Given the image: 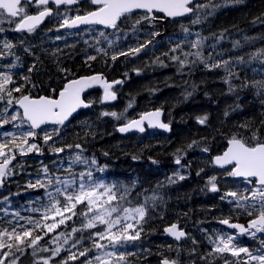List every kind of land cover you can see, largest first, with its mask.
I'll return each mask as SVG.
<instances>
[{"label": "trees", "instance_id": "16d2710c", "mask_svg": "<svg viewBox=\"0 0 264 264\" xmlns=\"http://www.w3.org/2000/svg\"><path fill=\"white\" fill-rule=\"evenodd\" d=\"M201 5L207 7L195 10L180 27L169 24L166 38L150 45L135 58L125 60L120 56L114 64L113 54L138 45L108 43L106 39L110 36L102 30L74 31L71 36L58 29V25L53 29L17 32L15 24L8 23L7 19L0 24L5 29L0 32V72L12 76L9 88L21 87L20 93H13L12 104L5 105L8 109L5 118H9L7 142L12 139L9 133L19 137L32 131L16 103L22 94L57 98L68 81L99 73L110 82L122 81L112 89L116 93L115 100L104 101V91H94L86 97L91 107L77 114L69 124L39 129L37 141L29 139L28 143H36L40 151L20 156L19 150L9 144V154H19V158L9 168L10 174L0 187V233H10L13 229L19 232L21 226L34 228L36 222L53 223L52 219L45 221L43 216L51 205L49 192L63 203V197L55 192L56 187L63 185H57L56 178H75L78 184L79 174L88 171L92 172V181L116 185L120 189L118 195L128 189L126 199L120 201L123 206L147 208L145 221L138 225L143 228L140 239L134 242L96 249L90 234L103 230L104 226L73 233L72 229H81L84 222V218L77 215L47 235L41 229L35 230L34 235H44L38 249L49 251H37L33 255V249L26 244L17 245L24 249L22 252L16 247L0 249V258H4L3 253H10L5 264H12L14 259L16 264H43V259H50V264H61L72 252L78 255L86 248L91 249L86 257L80 256L68 264H84L86 260L98 264L94 257L100 255L103 259L105 251L125 255V260L120 262L111 258L112 264H161L165 258L177 264H222L225 261L229 253H215L212 243L221 236H228L226 230L215 224L216 220L229 216L226 199L221 197L227 191L244 192L245 187L228 176L227 169H216L213 158L227 149L233 135L250 139L252 132L258 129L257 134L264 139V91L253 86L254 82L264 80V0H206ZM197 18L199 22L194 23ZM197 40L202 41L201 45L192 47ZM6 44L12 47H5ZM177 44L180 48H176ZM173 48L175 52L171 51ZM99 49L106 50L107 55ZM197 52L208 65L220 63L221 66H206L201 57L195 55ZM183 53L189 55L185 57ZM89 56L96 59L89 60ZM172 56L187 63L181 67ZM223 61L229 64L224 66ZM7 99L5 94L4 100ZM154 109L164 111L166 120L172 124L173 136L160 132L126 137L119 134L120 125ZM17 112L20 118L11 121L10 117ZM105 112H115L119 118L105 116ZM203 117L207 120L200 124L198 118ZM245 125L247 127H242ZM45 134L52 136L47 143L43 139ZM69 144H81L82 156L89 163H71L80 150L65 147ZM58 147H65V151L54 152ZM205 148L208 153L204 152ZM177 156L181 158L180 164L176 163ZM93 158L96 165L91 164ZM164 165L166 169L162 168ZM99 168L104 170L99 171ZM181 175L183 180L179 179ZM213 176L219 188L215 193L210 191L209 183ZM48 179L53 183L47 188L28 186L37 180L47 184ZM249 187L247 184L246 188ZM83 207L78 205L76 211ZM237 210V221L249 220L250 216L243 209ZM172 224L188 232L186 241L177 243L164 236V229ZM0 241L17 244L8 236L0 237ZM74 243L76 247H72ZM101 243L108 244L107 241ZM233 243L247 248L252 255L264 253V247L250 245L242 239H234ZM57 247L61 251L53 255L52 250Z\"/></svg>", "mask_w": 264, "mask_h": 264}, {"label": "snow or ice", "instance_id": "6c2138e0", "mask_svg": "<svg viewBox=\"0 0 264 264\" xmlns=\"http://www.w3.org/2000/svg\"><path fill=\"white\" fill-rule=\"evenodd\" d=\"M90 2L91 4L98 6L96 10L89 11L84 15L77 14L70 19L64 18L60 26L62 28H77L80 25H103L106 28L118 29V25L121 22H125L134 10H145L146 14L135 21V24L133 25V29L135 30V26L139 25L141 20L150 19L147 14L152 13L154 10L166 13L169 17H177L207 7V5L194 3L193 0H90ZM31 3H33V0H0V24H3L5 19H7L8 23L16 24V31H34L45 17L52 14V9L44 7L42 11L38 12V14L29 15L27 14L26 8ZM35 3L38 6H47L49 0H35ZM52 3L57 6L73 5L78 3V0H52ZM189 5H191V7ZM12 18L18 19L13 20ZM152 18L154 19V17ZM193 22L198 23L199 18ZM4 30L3 27H0V32H3ZM184 31L187 32L188 30L184 29ZM100 35L104 36V33L101 32ZM156 35H158V33H156ZM150 43H152V41L148 40L144 44L129 48L128 51H120L113 54L111 59L115 61L118 56L139 54L142 49L146 48ZM201 43V40H197L192 47H199ZM5 47L11 48L12 45L6 44ZM176 48H180V45L177 44ZM176 48H173L171 51L175 52ZM98 51H102L107 55V52L104 49H99ZM262 52H264V50H262ZM183 55L187 57L189 54L183 53ZM195 55L201 57L199 52L195 53ZM171 58L173 60H178L181 67L187 63V60H180L178 56H172ZM88 59L95 60L96 57L89 56ZM242 60L243 58H241V61ZM201 61L209 67L215 68L221 66L220 63L208 65L207 60L202 57ZM222 63L224 66H227L229 61H223ZM24 79L28 80V77H25ZM12 83L13 79L9 73L0 72V101H4L6 94L8 97L6 103L8 105H11L13 102V93L21 92V87L9 88V85ZM98 83L102 84L104 87V101L116 99V93L111 89L113 83H122V81L108 83L106 80H103L100 75H93L68 81L63 89L59 91L58 98H52L49 96L32 98L29 95L22 94L16 99V103L23 109V118L28 122L31 129H39L41 125L48 123L64 125L65 121H67L79 108L90 106V104L86 103L82 98V93L85 89ZM244 86L247 87L248 85ZM253 86L264 91V80L254 82ZM7 111L8 109L5 108L4 112ZM103 115H111L119 118L115 112H105ZM160 115L161 113L159 110L152 113H145L141 116L140 120H132L128 122L125 126L119 128V131L127 132L132 128H137L140 132H144V121H147L150 127H159L165 130H170L168 124L160 121ZM20 116L21 114L17 112L10 117V120L15 121L19 119ZM206 120L207 117L198 118L200 124H204ZM7 123H9V118H0V124ZM242 127L247 126L245 125ZM258 132V129L252 132L250 139H246L243 136L233 135L229 141L230 146L227 151L224 152L223 155L214 158V163L222 168L226 165H231V168L226 170L228 176L243 178L247 184L251 186L246 188L244 192L229 191L222 196L221 199L230 197L232 199L229 202L234 203L238 209H243L249 216L255 214V218L249 221L247 228L240 224L230 225L233 228L239 229L241 234L248 233L252 236H255L256 233H264V139L257 134ZM56 133L59 135V129H56ZM9 135L12 137L10 141L7 143H0V158H2V160H0V183H3V178L10 174L8 166L15 159L14 153L9 154V152L6 151L9 144H11L14 149H18L19 154L21 155H26L33 150L40 151L36 143H28L29 139L36 137L37 133L35 131L24 132L19 137L13 133H9ZM43 139L44 142L47 143L52 139V136L45 134ZM18 140L20 141L19 143H17ZM65 147L68 149L75 148L80 150L74 155V157H72L71 163H89V161L82 156L84 149L81 144H69ZM65 147L54 148L53 151L61 153L65 151ZM189 147H191V145H189ZM204 151H208V149L205 148ZM180 162L181 158L177 156L176 163L180 164ZM91 164L96 165L97 161L93 158ZM69 167H71V165ZM98 170L103 171L104 169L99 168ZM44 172H48L46 167ZM85 176L88 177L87 180L85 179ZM91 177V171L80 173L78 184L75 178L71 180H61L57 177L55 183L57 185H63V187H56L55 192L58 196L63 197V203H61L60 199H57L51 192H49L48 196L51 200V205L43 216L45 221L52 219L54 222L46 224L36 222L34 228H24L21 226L22 230L19 232L15 229L10 233L4 231L3 233H0V237L8 236L10 240L17 242V244L0 241V249L8 248L11 250L13 247H16L18 252H22L24 249L17 245L26 244L27 247L33 249V255H35L37 251H49V249H38L37 247L40 241L44 239V235L54 232L60 225L65 224L67 220H70L73 216L77 215L82 216L84 222L82 223L81 229L73 228V233L81 230L96 229L98 225L104 226L103 230H98L90 234L91 237H93V247L96 249H106L109 245L116 248L117 246H123L128 242L139 240L143 228L138 227V225L145 221L147 208L144 205L135 207L123 206L120 201L126 199L128 189H125L122 194L118 195L120 189L117 188L116 185L94 182L91 180ZM179 179L183 180L184 176H179ZM215 180L216 177L213 176L209 181L211 185L210 191L212 192L219 191ZM52 183V179H48L47 184L37 180L35 184H29L28 186L31 188L37 186L47 188ZM78 205L84 206L79 212L76 211ZM57 217H59L58 220ZM29 223H32V221H29ZM221 223L229 224L230 222L228 219H224ZM177 227V225L173 224L166 229V232L174 236L176 239H180L185 236V233L182 230H177ZM36 229L44 231V235H34ZM60 235L63 236L64 234L61 233ZM234 239L235 237L228 235L227 237L221 236L218 240L212 241L214 244V252L220 254L230 253L231 256L237 258L240 257L241 253H244L251 260H257L260 264H264V255H252L247 248L238 247L234 244ZM101 241H107L108 244L101 243ZM67 242V239H65L64 243ZM79 242L80 241H77L76 243ZM76 243H74L72 247H76ZM262 243H264V241H262ZM60 251V247L52 250L53 255H58ZM89 251H91V249L86 248L83 251H79L78 255L77 253L72 252L67 259L61 262V264H68L69 261H75L80 256L86 257ZM9 254L10 253L8 252L3 253L4 258H0V264H5V259ZM111 258H115L117 262H120L125 260V255L121 253L117 256L116 251H105L103 259L100 255L94 257L98 264H112ZM12 264H16L15 259L12 261ZM43 264H50V259H43ZM84 264H92V260H86ZM163 264H170V262L165 259ZM171 264H175V262H171ZM225 264H231V262L225 260ZM243 264H247V262L245 261Z\"/></svg>", "mask_w": 264, "mask_h": 264}, {"label": "flooded vegetation", "instance_id": "af4514ba", "mask_svg": "<svg viewBox=\"0 0 264 264\" xmlns=\"http://www.w3.org/2000/svg\"><path fill=\"white\" fill-rule=\"evenodd\" d=\"M205 1L206 0H199V1L195 2V3L201 4L202 2H205ZM44 7L51 8L52 9V14L50 15L49 18H47L45 20L43 25L35 28L34 31L53 29V28H55L56 25H58V29H60L61 31L66 32V33H68L70 35L74 31H80V32L81 31H85V32H88V31H93V30H102V31H105V32L107 31V33L110 36L109 38L106 39V42H108V43L126 42V44H137V45H140V44H144L148 40H151L152 43L148 44L147 47H149L152 44H155L157 41L160 42L161 40L166 38V33H167V29H168L169 24H171V23L175 24V26L178 28V27H180V25L183 24L184 19L186 17H188V16H186V17H179V18H175V19H167L165 14L159 13L157 11H153L152 13H148L147 14L150 17V19L141 20V23L139 25H136L135 26V30H134L133 29V25L135 24V21L137 19H140L141 17H143L146 14L145 11L139 10V11H133L129 15L128 19L125 22H121L118 25V29L109 30V29L103 28V27H101L99 25H87V26L79 28V29L64 30L60 26L64 18H69L70 19V18L74 17L77 14L84 15V14H86L89 11L96 10V8L98 6L91 4L90 0H78V3L73 4V5H59V6H57L54 3H52V1H50L47 6H38L35 2H33V3L28 5V7L26 8V11H27V14H29V15H36V14H38L39 11H42ZM152 17H154V19ZM12 19L16 20L18 18H12ZM122 20H123V18H122ZM13 24H15V23H13ZM15 26H16V24H15ZM156 33H158V35H156ZM119 34H124L128 38L127 37H120V36H118ZM132 48H134V47H132ZM145 49L141 53H143L145 51ZM140 54H138L137 56H139ZM137 56L128 55V56H121V57H123L125 60H128L129 58H135ZM119 58H120V56H118V58L116 60H118ZM115 61H113V64H114ZM5 105H6V101L5 100L4 101H0V108H1V117L0 118H5V116H6L5 112L3 110L5 108ZM164 121L166 123H168L172 127V124L169 123L168 120H166L165 117H164ZM19 130H20V127H19ZM158 132L164 133V134H166L169 137L173 136V132L169 135V134H167L165 132L158 131V130H151V129H148V128H146L145 133H133V134L122 135V136L123 137L130 136V135L145 136V135H149L151 133L157 134ZM19 134H20V131H19ZM32 140H33V138H32ZM33 141H37V140L35 139ZM0 143H7L6 124H1L0 125ZM6 151L8 152V148L6 149ZM204 152L208 153L206 151H204ZM15 156L17 157V159L19 158V154L18 155L15 154ZM20 156H23V155H20ZM0 160H2V158H0ZM162 168L166 169V165H164ZM179 168H183V167L179 166ZM230 168H231V166L228 167V168H225V169H218V168H216V169H218L220 171H224V170L230 169ZM184 169L186 170L187 167H185ZM178 172L179 171L176 170V173H178ZM181 173H183V172H181ZM233 178L235 179V177H233ZM235 180H237V179H235ZM237 181L241 182V187H245V189H246L247 182L245 180H237ZM4 183H5V177L3 178V183L0 184V187L4 186ZM227 192H229V191H227ZM213 193H215V192H213ZM231 199L232 198H230V197L226 198V203L228 204L229 216L225 217L224 219H228L230 224H243V225L247 226L249 221L251 219L255 218V214L253 216H250L249 220L246 221V222L237 221L236 220V215L239 213V210H237V207L235 206L234 203H230L229 202ZM224 219H219V220H224ZM219 220H216L215 224ZM216 226H218V225L216 224ZM218 227L223 228L224 230H226L227 234L228 235H232L233 237H235V239H242L245 242H248L250 245H255L256 247L257 246H260L261 248L264 247V243H262V241H264V233H256L255 236H252V235H250L248 233H246L244 235H240L236 230L232 229L231 226H229L228 228H224V227H221V226H218ZM252 231H254V230H252ZM262 255H264V253ZM254 256H256V255H254ZM242 257H247V255L245 254ZM225 260L231 262V264H243V262H245V261L247 262V264H249V262L247 260H245V258L233 257V256H231L230 253L227 254ZM256 262H257V264H260L259 261L256 260ZM253 263L254 262L251 260V264H253ZM222 264H225V261Z\"/></svg>", "mask_w": 264, "mask_h": 264}, {"label": "water", "instance_id": "95a60500", "mask_svg": "<svg viewBox=\"0 0 264 264\" xmlns=\"http://www.w3.org/2000/svg\"><path fill=\"white\" fill-rule=\"evenodd\" d=\"M50 1H52V0H49V2ZM197 1H199V0H193V2L195 3V2H197ZM33 2H35V0H33ZM189 6H191V5H189ZM139 10H142V9H137V10H134V11H139ZM142 11H145V10H142ZM154 11H156V10H154ZM157 12H159V11H157ZM159 13H162V12H159ZM163 14H165V16L167 17V19H175V18H179V17H186V16H189V15H191L192 13H188V14H185V15H183V16H177V17H169V16H167V14L166 13H163ZM50 17V15L49 16H47V17H45L44 19H43V21L37 26V27H39V26H41V25H43V23L45 22V20L47 19V18H49ZM85 26H87V25H80V26H78L77 28H66V27H63L62 29H64V30H69V29H79V28H82V27H85ZM99 26H101V27H103V28H106V27H104L103 25H99ZM36 27V28H37ZM106 29H109V30H111V28H106ZM17 32H28L27 30H22V31H17ZM145 49V48H144ZM144 49H142V51L144 50ZM141 51V52H142ZM140 52V53H141ZM139 53V54H140ZM138 54H136V55H134V56H137ZM93 75H100L101 77H102V79L103 80H106L108 83H113V82H110V81H108V79L106 78V76L104 75V74H102V73H99V74H93ZM93 75H89V76H93ZM81 77H85V76H81ZM81 77H77V78H74V79H79V78H81ZM73 80V79H72ZM117 81H121V80H117ZM67 84V83H66ZM65 84V85H66ZM120 83H113V87H112V89L113 88H115L117 85H119ZM111 89V90H112ZM97 90H103L104 91V87H103V85L102 84H94L92 87H90V88H87V89H85V91L82 93V98L84 99V101L86 102V103H89V102H87L86 101V97H87V95H89L90 93H92V92H94V91H97ZM30 96V95H29ZM31 97V96H30ZM32 98H39V97H32ZM58 98V97H57ZM90 104V103H89ZM17 106H18V108H19V110L21 111V113H23V109L17 104ZM91 107V104H90V106L89 107H81V108H79L75 113H73L72 114V116H70L69 117V119L67 120V121H65V123H64V125H62V126H66L67 124H69L72 120H74V118L76 117V115L77 114H79L81 111H83V110H87V109H89ZM157 110H159L160 111V113H161V115H160V121L162 122V123H165V124H168V123H166L165 121H164V111L163 110H161V109H155V110H150V111H148V112H145V113H152V112H156ZM144 113V114H145ZM143 114V115H144ZM23 116V115H22ZM142 116V115H141ZM141 116L139 117V118H136V119H134V120H140V118H141ZM132 121V120H131ZM27 122V121H26ZM130 122V121H129ZM28 123V122H27ZM128 123V122H127ZM127 123H125V124H123V125H121L119 128H121V127H123V126H125ZM51 125H55V124H51V123H48V124H44V125H41V127L39 128V129H41V128H43V127H47V126H51ZM169 125V124H168ZM143 127H144V129H145V131H146V128H148V129H151V130H158V131H162V132H165V133H167V134H171L172 133V127L169 125V128H170V130H165V129H162V128H159V127H150L149 126V124H148V122L147 121H144V123H143ZM119 128H118V132H119V134H121V135H128V134H133V133H145V131L144 132H140L139 131V129H137V128H132L131 130H129V131H127V132H120L119 131ZM39 129H32V131H35V132H37ZM36 138H33V140H35ZM230 145H229V142H228V146H227V149H228V147H229ZM227 149L224 151V152H226L227 151ZM223 152V153H224ZM223 153L222 154H219V155H216V156H221V155H223ZM216 156H214V158L216 157ZM214 158H213V163H214ZM17 160V157L15 156V159L12 161V163L8 166V168L11 166V165H13L14 163H15V161ZM214 166L216 167V168H218V169H225V168H228V167H230L231 165H226L225 167H220L219 165H216L215 163H214ZM235 179H237V180H244L243 178H236L235 177ZM1 184V183H0ZM221 221L222 220H219V221H217L216 222V224L218 225V226H221V227H224V228H228L231 224L229 223V224H223V223H221ZM173 225V224H172ZM172 225H169V226H167L165 229H164V236L167 238V239H169V240H172V241H175V242H177V243H181V242H183V241H186L187 239H188V232L184 229V228H181L179 225H177V224H175V225H177L178 227H177V230H182L184 233H185V236L184 237H181L180 239H176L174 236H172L171 234H169L168 232H166V229L167 228H169V227H171ZM240 225H243V224H240ZM248 225H249V223L247 224V226H245L246 228L248 227ZM232 229H234V230H236L240 235H244V234H246V233H243V234H241L240 233V231H239V229H237V228H233V227H231ZM165 259H167L169 262H170V264H171V262H175V261H172V260H170V259H168V258H165ZM165 259H163L162 261H161V264H163V261L165 260ZM175 264H177L176 262H175Z\"/></svg>", "mask_w": 264, "mask_h": 264}, {"label": "rangeland", "instance_id": "374dc122", "mask_svg": "<svg viewBox=\"0 0 264 264\" xmlns=\"http://www.w3.org/2000/svg\"><path fill=\"white\" fill-rule=\"evenodd\" d=\"M74 35V34H71V36ZM62 36H59V38H61ZM241 257L239 258H245V260H247L249 262V264H251V259L247 256V257H242L244 255H240ZM254 263L253 264H257L256 260L253 261Z\"/></svg>", "mask_w": 264, "mask_h": 264}]
</instances>
